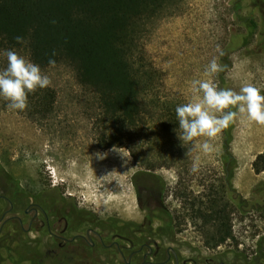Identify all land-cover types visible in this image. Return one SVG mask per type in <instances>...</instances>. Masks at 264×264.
Wrapping results in <instances>:
<instances>
[{
  "label": "rangeland",
  "instance_id": "1",
  "mask_svg": "<svg viewBox=\"0 0 264 264\" xmlns=\"http://www.w3.org/2000/svg\"><path fill=\"white\" fill-rule=\"evenodd\" d=\"M236 1L184 0L176 16L159 24L147 51L164 74L165 94L186 103L192 96L190 81L205 78V66L213 58L226 64L225 71L213 78L219 88L239 91L242 83L250 82L264 94V0H239L238 11L233 8ZM237 15L252 17L258 30L249 47L233 52L230 47L234 39L246 33ZM47 75L58 93L55 112L48 119L33 121L9 109L8 102L0 97V194L8 195L13 186L32 194L57 189L56 195L72 199L80 211L88 214L93 228L105 229L109 235L116 227L125 235L136 239L141 236L147 241L150 236L146 232L152 230L159 242L180 251L181 260L220 258L232 264H257L254 261L259 242L264 238V211L235 213L236 241L215 251L203 246L193 225H184L183 234L167 241L172 215L181 214L184 204L174 197L179 181L180 189L198 194L224 177V132L214 142V152L204 155L186 144L189 151L181 169L162 168L156 172L166 185L165 196L161 197L158 181L139 175L145 168L139 163L141 158L136 162L126 148L97 147L93 105L77 86L72 71L61 67ZM26 152L30 157L26 158ZM230 153L237 163L233 186L251 205L264 210V173L257 175L253 170L257 156L264 153V126L246 117L238 118ZM197 157L199 171L193 172ZM0 205L6 209V204ZM258 259L264 264V258Z\"/></svg>",
  "mask_w": 264,
  "mask_h": 264
},
{
  "label": "trees",
  "instance_id": "2",
  "mask_svg": "<svg viewBox=\"0 0 264 264\" xmlns=\"http://www.w3.org/2000/svg\"><path fill=\"white\" fill-rule=\"evenodd\" d=\"M183 2L0 0V69L7 65V50H15L39 64L45 74L56 68L70 69L77 86L91 99L97 147L126 148L136 162L141 158L139 163L145 168L139 175L156 179L161 197L165 196L166 185L156 172L162 168L181 169L189 151L178 138L175 111L185 102L163 92L164 74L153 62L147 46L159 24L176 16ZM233 8L240 9L239 0ZM237 21L246 33L234 39L230 47L233 52L249 47L258 30L252 17L237 15ZM17 36L26 44H18ZM50 59L55 60L54 66L49 64ZM57 101L58 93L50 86L30 94L28 110L20 113L33 121L45 120L54 114ZM234 125L224 131V177L198 194L180 189V181L175 188L174 197L184 204L181 214L172 215L171 230L180 234L184 225H193L203 246L211 251L236 241L235 213L264 211L251 205L233 186L237 164L230 153ZM187 145L194 149L193 143ZM253 170L257 175L264 173V153L257 156ZM111 232L122 233V229L113 227ZM10 235L5 230L0 236V264L9 260L41 264V251L29 247L21 235H16L19 241L11 240ZM258 258H264V238L259 242Z\"/></svg>",
  "mask_w": 264,
  "mask_h": 264
},
{
  "label": "flooded vegetation",
  "instance_id": "3",
  "mask_svg": "<svg viewBox=\"0 0 264 264\" xmlns=\"http://www.w3.org/2000/svg\"><path fill=\"white\" fill-rule=\"evenodd\" d=\"M56 190L32 194L13 186L8 195H0V203L6 204V209L0 205V236L10 229L11 240L21 235L29 247L41 251V264H232L220 258L181 260L180 251L163 245L152 230L146 232L147 241L141 236L109 235L105 229L93 228L88 214L72 199L56 195ZM170 233L167 241L177 236L173 230ZM254 262L259 264V259Z\"/></svg>",
  "mask_w": 264,
  "mask_h": 264
},
{
  "label": "clouds",
  "instance_id": "4",
  "mask_svg": "<svg viewBox=\"0 0 264 264\" xmlns=\"http://www.w3.org/2000/svg\"><path fill=\"white\" fill-rule=\"evenodd\" d=\"M16 42L25 45L26 41L17 36ZM217 50L220 51L219 46ZM223 55V53H220ZM7 65L0 69V97L8 102L9 109L25 112L29 108V95L38 90L47 89L52 80L39 64L32 62L15 50H7ZM56 53L53 52V56ZM49 64L55 65L50 59ZM225 67L213 58L203 72V79L190 81L191 99L175 109L178 120V138L183 146L193 143V148L208 155L216 150L214 142L238 118L264 126V94L250 82L241 84L239 91L221 89L214 82V77ZM26 158L30 153L26 152ZM200 159L193 161L192 171H199Z\"/></svg>",
  "mask_w": 264,
  "mask_h": 264
},
{
  "label": "bare ground",
  "instance_id": "5",
  "mask_svg": "<svg viewBox=\"0 0 264 264\" xmlns=\"http://www.w3.org/2000/svg\"><path fill=\"white\" fill-rule=\"evenodd\" d=\"M239 131H240V130H239ZM236 136H237V135H236ZM237 141H238V140H237ZM241 143H242V142H241ZM234 144H235V143H234ZM238 146H239V145H238ZM242 147H243V146H242ZM242 147H241V148H242Z\"/></svg>",
  "mask_w": 264,
  "mask_h": 264
},
{
  "label": "crops",
  "instance_id": "6",
  "mask_svg": "<svg viewBox=\"0 0 264 264\" xmlns=\"http://www.w3.org/2000/svg\"><path fill=\"white\" fill-rule=\"evenodd\" d=\"M245 171H247V170H245ZM243 174V173H242ZM244 174H245V172H244Z\"/></svg>",
  "mask_w": 264,
  "mask_h": 264
}]
</instances>
